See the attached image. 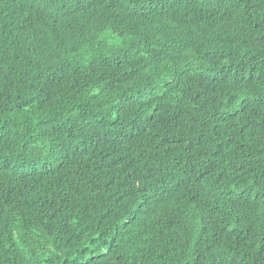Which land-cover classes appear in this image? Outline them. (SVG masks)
Masks as SVG:
<instances>
[{
    "label": "trees",
    "instance_id": "1",
    "mask_svg": "<svg viewBox=\"0 0 264 264\" xmlns=\"http://www.w3.org/2000/svg\"><path fill=\"white\" fill-rule=\"evenodd\" d=\"M0 264H264V0H0Z\"/></svg>",
    "mask_w": 264,
    "mask_h": 264
},
{
    "label": "bare ground",
    "instance_id": "2",
    "mask_svg": "<svg viewBox=\"0 0 264 264\" xmlns=\"http://www.w3.org/2000/svg\"><path fill=\"white\" fill-rule=\"evenodd\" d=\"M103 91V90H102Z\"/></svg>",
    "mask_w": 264,
    "mask_h": 264
}]
</instances>
